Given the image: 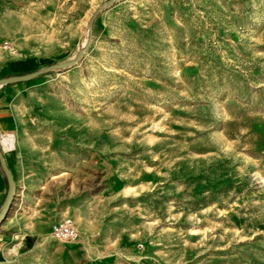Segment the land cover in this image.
<instances>
[{
    "label": "rangeland",
    "instance_id": "1",
    "mask_svg": "<svg viewBox=\"0 0 264 264\" xmlns=\"http://www.w3.org/2000/svg\"><path fill=\"white\" fill-rule=\"evenodd\" d=\"M67 63L0 83L39 214L2 264H264V0H0V81Z\"/></svg>",
    "mask_w": 264,
    "mask_h": 264
},
{
    "label": "crops",
    "instance_id": "2",
    "mask_svg": "<svg viewBox=\"0 0 264 264\" xmlns=\"http://www.w3.org/2000/svg\"><path fill=\"white\" fill-rule=\"evenodd\" d=\"M5 132L12 134L11 136L15 138L16 144L12 146V149H8L7 145H2L0 140V149L3 151L12 177L26 184L28 180L22 176L26 173V167L24 166L28 161H26L27 159L24 154L27 153L28 146L20 144L19 137L21 135L18 130H6ZM27 177L31 178L32 175L27 173ZM18 183L15 184L17 188L15 195H17ZM28 185L31 186V184ZM26 189L30 191V189ZM8 194V181L0 164V214L4 209ZM18 201L16 203L13 201L6 218L0 224V264L8 258L14 249L18 250L19 247H27L29 250L34 245L35 219L39 215L37 213L38 200H30L24 197Z\"/></svg>",
    "mask_w": 264,
    "mask_h": 264
},
{
    "label": "water",
    "instance_id": "3",
    "mask_svg": "<svg viewBox=\"0 0 264 264\" xmlns=\"http://www.w3.org/2000/svg\"><path fill=\"white\" fill-rule=\"evenodd\" d=\"M97 15V14H96ZM95 15V17H96ZM95 17L93 18V20L95 19ZM92 20V22H93ZM91 22V23H92ZM84 51L81 52V55L83 54ZM70 63H67V64H63V65H53L45 70H42L40 72H37L35 74H30V75H22L18 78H10L8 80H4V81H0V83H3L5 81H10V82H15V81H20V80H27V79H31L32 77H35V76H38V75H41V74H44V73H47L53 69H59V68H62V67H65V66H68ZM0 164H1V167L6 175V178H7V181H8V185H9V194H8V198L6 200V203L4 205V209L2 211V213L0 214V224L3 222V220L6 218V215L8 214L9 210H10V207L13 203V200H14V196H15V183H14V180L12 178V175H11V172H10V169L5 161V158L3 156V153L1 152L0 150Z\"/></svg>",
    "mask_w": 264,
    "mask_h": 264
},
{
    "label": "built area",
    "instance_id": "4",
    "mask_svg": "<svg viewBox=\"0 0 264 264\" xmlns=\"http://www.w3.org/2000/svg\"><path fill=\"white\" fill-rule=\"evenodd\" d=\"M52 237L60 242H76L79 231L76 222L72 218H64L52 225Z\"/></svg>",
    "mask_w": 264,
    "mask_h": 264
}]
</instances>
